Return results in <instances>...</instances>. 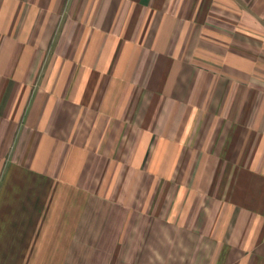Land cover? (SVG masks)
Returning <instances> with one entry per match:
<instances>
[{
    "label": "crops",
    "instance_id": "obj_1",
    "mask_svg": "<svg viewBox=\"0 0 264 264\" xmlns=\"http://www.w3.org/2000/svg\"><path fill=\"white\" fill-rule=\"evenodd\" d=\"M0 264H264V0H0Z\"/></svg>",
    "mask_w": 264,
    "mask_h": 264
}]
</instances>
